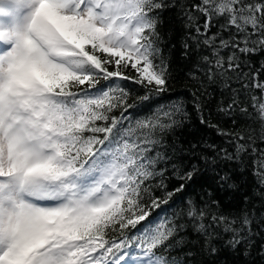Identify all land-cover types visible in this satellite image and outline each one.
<instances>
[{"label": "snow or ice", "instance_id": "obj_1", "mask_svg": "<svg viewBox=\"0 0 264 264\" xmlns=\"http://www.w3.org/2000/svg\"><path fill=\"white\" fill-rule=\"evenodd\" d=\"M170 9L184 55L198 56L194 84L235 80L217 111L251 120L225 130L196 103L200 123L236 141L223 159L255 157L264 190V61L252 63L264 56V0H0V264H181L170 253L188 243L186 225L160 213L185 184L168 191L165 173L190 181L200 169L165 143L189 119L185 101L157 100L174 79L159 49ZM183 215L206 239L219 227L232 247L250 243L249 212L230 219L190 201Z\"/></svg>", "mask_w": 264, "mask_h": 264}, {"label": "trees", "instance_id": "obj_2", "mask_svg": "<svg viewBox=\"0 0 264 264\" xmlns=\"http://www.w3.org/2000/svg\"><path fill=\"white\" fill-rule=\"evenodd\" d=\"M161 19L162 23L158 26L159 49L161 55L166 57L174 79L169 91L157 100L159 104L167 105L181 99L185 101V110L189 113V119L184 120L174 134L166 137L167 151L171 155L172 147L175 146L177 153L174 159L177 162L188 166L189 169L192 164H196L200 169L190 181H180L172 175L170 164L165 173L168 191L178 187L180 183L185 184L184 190L176 193L168 205H163L165 210L160 213L161 219L178 217L180 223L186 225L183 235L188 243L173 249L170 255L181 264H264V223H260V217L264 214V197L257 195V192L264 190L260 189L253 175L255 157L243 155L241 160L223 159L224 150L228 153L235 152L236 141L218 134L207 124H201L195 108L196 103H201L205 116L211 114L212 124H217L225 130L243 132L251 123L250 118L238 111L230 112L228 115L217 111L218 106H226L230 103L232 95L230 88L239 86L235 80L229 81L230 87H224L221 81L208 83L204 80L203 86L194 84L189 73L196 72L198 56L196 54L184 55L183 41L187 30L183 26L179 9L165 11ZM262 61H264V56L257 54L252 57L255 67H258ZM193 93L196 94L195 97ZM137 94L142 95L143 90L141 89ZM255 94L259 95L258 89L255 90ZM156 107L157 104H152L153 110ZM249 111H252L250 106ZM146 114L148 113L141 111L140 116ZM192 145H195L194 150ZM208 145L214 147H208ZM260 147H264V144ZM204 156L215 157L216 163H205L202 159ZM225 174L230 177L228 183L234 184L235 187H228L226 183L220 181L219 177ZM155 194L160 195V192L157 191ZM211 200L218 201V205H211ZM190 201L200 207L208 203L213 212L228 216L230 219L239 218L244 212L251 213L254 224L252 235L247 237L250 243L242 242L232 247L229 244L233 238L232 234L219 227L210 229L212 235L208 239L194 231L187 217L183 215ZM206 222L211 221L209 219Z\"/></svg>", "mask_w": 264, "mask_h": 264}]
</instances>
